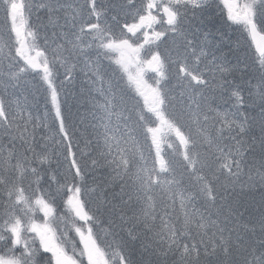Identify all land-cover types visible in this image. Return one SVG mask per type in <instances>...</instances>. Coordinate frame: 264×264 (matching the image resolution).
Here are the masks:
<instances>
[{
	"label": "snow or ice",
	"instance_id": "6c2138e0",
	"mask_svg": "<svg viewBox=\"0 0 264 264\" xmlns=\"http://www.w3.org/2000/svg\"><path fill=\"white\" fill-rule=\"evenodd\" d=\"M0 8V264H264V0Z\"/></svg>",
	"mask_w": 264,
	"mask_h": 264
},
{
	"label": "trees",
	"instance_id": "16d2710c",
	"mask_svg": "<svg viewBox=\"0 0 264 264\" xmlns=\"http://www.w3.org/2000/svg\"><path fill=\"white\" fill-rule=\"evenodd\" d=\"M98 4L103 8L105 5L115 3L116 0H97ZM66 3L70 5H79L83 3V0H66ZM111 15V12H109V16ZM36 19V14L33 13L30 22H35ZM94 19V18H93ZM5 31V22H4V13L2 8H0V33H3ZM232 36L236 37L239 36V33H230ZM80 87H81V74L78 73L76 82L74 86H69V95H68V100L69 102H72V94H76L77 96L79 95L80 92ZM88 106L84 105L79 109L80 114H84L86 108ZM72 111L73 113L77 112V105L75 103L72 104ZM77 122H79V119H77Z\"/></svg>",
	"mask_w": 264,
	"mask_h": 264
},
{
	"label": "rangeland",
	"instance_id": "374dc122",
	"mask_svg": "<svg viewBox=\"0 0 264 264\" xmlns=\"http://www.w3.org/2000/svg\"><path fill=\"white\" fill-rule=\"evenodd\" d=\"M22 2H23V0H22Z\"/></svg>",
	"mask_w": 264,
	"mask_h": 264
},
{
	"label": "water",
	"instance_id": "95a60500",
	"mask_svg": "<svg viewBox=\"0 0 264 264\" xmlns=\"http://www.w3.org/2000/svg\"><path fill=\"white\" fill-rule=\"evenodd\" d=\"M253 50H254V48H253Z\"/></svg>",
	"mask_w": 264,
	"mask_h": 264
}]
</instances>
